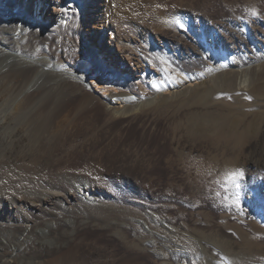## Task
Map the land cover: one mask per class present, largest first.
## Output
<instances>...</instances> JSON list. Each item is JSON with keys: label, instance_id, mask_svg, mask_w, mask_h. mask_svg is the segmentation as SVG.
<instances>
[{"label": "bare ground", "instance_id": "6f19581e", "mask_svg": "<svg viewBox=\"0 0 264 264\" xmlns=\"http://www.w3.org/2000/svg\"><path fill=\"white\" fill-rule=\"evenodd\" d=\"M82 1L85 0H0V264H139L137 253L147 250L162 257V264H180L176 256L190 251L196 263L202 240L219 246L235 264L246 261L249 251L236 250L230 238L216 228H194L200 236L199 241L187 238L186 244L192 242V246L175 244L179 230L171 213L160 217V213L130 200L137 197L135 193L144 194L142 187L147 189L148 183L142 179L152 164L147 145L148 132L154 126L152 119L144 125L137 141L124 136L125 127L152 107L158 95L193 86L206 74L212 88L222 86L217 71L236 64L233 55L242 56L248 66L246 71L242 68L238 83L247 87L253 78L249 74L251 63L264 57L259 49L264 44V27L235 20L207 24L203 29L211 36L210 43L218 41L223 32L233 37L238 47L223 45L217 55L212 54L206 73L195 70L184 74L178 67H168L166 55L160 50L157 53L152 44L157 36L166 46L165 52L171 46L179 47L175 35L178 30L184 31L182 27L190 20L183 6L172 11L175 20L168 23L164 21L171 17L165 15L168 7L158 5L162 0H116L115 7L110 1L107 9L111 16L103 15L100 26L108 24L110 28L105 32L111 34L118 50L140 64L145 60L153 62L155 54L151 57L142 44L150 46L153 53L160 55L164 77L155 76L144 84L148 79L142 75L136 86L126 80H110L105 85L94 79L93 73L74 70L81 58L66 59L59 40L45 36L50 25L40 20L52 13L51 3L59 2L61 8H51L61 11L56 19L71 29L84 17L80 13ZM160 20L164 21L163 29L158 26V30ZM173 24L180 27L170 34L166 26ZM140 35L144 42L136 39ZM65 40L75 43L70 38ZM201 40L205 48L199 51L207 57L210 45L205 38ZM251 47L258 52H248ZM90 84L96 89L91 90ZM117 122L118 127L113 126ZM123 182L131 191L126 202L121 203L118 197ZM169 236L174 242L168 240ZM107 237L110 241H105ZM247 240L245 237L243 242ZM176 245L180 249H174ZM202 250L204 253L207 249Z\"/></svg>", "mask_w": 264, "mask_h": 264}, {"label": "rangeland", "instance_id": "374dc122", "mask_svg": "<svg viewBox=\"0 0 264 264\" xmlns=\"http://www.w3.org/2000/svg\"><path fill=\"white\" fill-rule=\"evenodd\" d=\"M110 1L115 4L112 6H117L116 0L82 1L80 13L81 17H84L82 22L77 24L78 27L76 25L72 27L73 30L65 28V24H60V20L56 19L61 13L55 10L56 7L61 8L59 2L51 3L49 12L52 13L40 18L42 24L47 23L51 28L45 36L48 39L59 40L66 59L77 61L81 58L79 67L75 66L74 70L93 73L94 79L105 85L110 80H126L136 86L138 81L142 80L140 78L142 75L148 79L144 84H149L148 82L155 76L158 79L164 77L159 64L160 55L156 54L157 50L163 51V55H166V65L170 68L178 67L177 69L184 74L193 73L192 71L195 70L206 73L207 68L210 67L209 61L211 62L214 57L212 54L217 55L223 45L230 47L235 45L238 47V45L234 43L233 37L223 32H220L218 41L210 43L211 36L203 27L207 24L211 25V22H234L231 20L239 24L245 22L248 25L260 23L264 27V0H162L158 5L168 7L169 10L165 15L171 16L164 18V21L167 19L168 23L171 21L174 23L173 13L181 6L192 21L189 20L188 25L184 24L182 27L185 28L184 31L178 30L175 35L179 47L171 46L169 50L167 49L168 52H165L166 46L164 47V43L162 44L157 36L152 43L155 53L150 46L146 45L148 48H145L142 44L146 52L152 53L151 57L155 55L152 63L145 60L140 64L136 58L123 55L118 50L117 45L112 42L111 34L105 32L106 28H110L108 24L106 25V21L104 22L106 26L103 28L100 26L99 20H103V15L111 16L107 9V3ZM52 6L55 8H51ZM132 14L130 13L129 16L131 17ZM164 21L160 20L158 24H161H157L156 29L161 27ZM139 23L140 26L142 23ZM176 24L170 26L171 28L166 26V31L174 34V30L180 27ZM161 28L163 29V26ZM63 34L66 38H62ZM248 37L249 35L246 39H249ZM69 38L75 40L74 45L65 40ZM201 38H205L208 41L207 45H210L208 60L200 52V49L205 48ZM136 39L139 43L145 40L142 35L137 36ZM171 45H175L174 42ZM263 45L260 44L259 48L261 54H264ZM248 52L258 51L251 47ZM59 57L62 58V55ZM233 58H236V64L217 71L222 77V86L212 88L210 76L206 74L195 81L193 86L187 85L182 89H172L158 95L152 107L140 115L133 124L125 127L124 139L137 141L144 130V125L150 119L154 124L153 131L148 132L150 139L149 143L147 142L149 153L152 154V164L143 176L145 179H142L145 180V184L148 183L147 189L142 187L144 194L139 196L135 193L137 197L130 200H137V203L140 202L156 214L160 213L158 214L160 217L171 213L175 220L174 224H177L180 232L177 233L179 238H176V241H179L175 244L192 246V242L186 244L187 238L199 241L200 236L194 228H216L225 233L228 239L230 238L236 250L246 248L249 251L250 256L246 254L247 260H243L241 264H264V57L261 61L251 63L249 74L253 78L252 83L247 87H240L238 83L242 68L246 71L248 66L244 64L242 56L233 55ZM172 73L174 75V72ZM103 78L106 81H103ZM163 81H166V78ZM90 86L91 90L96 89L94 84ZM146 87L150 88V85ZM96 114L99 115L100 110H97ZM118 125L119 122L113 126L118 127ZM136 169L139 173L140 169L138 167ZM130 172L133 170L131 169ZM124 173L126 172L122 174ZM143 181L140 183L146 186ZM120 188L123 190L118 200L124 203L131 188L124 182ZM234 226H237L236 230ZM245 237L248 240L243 242ZM107 239L110 241L108 237L105 241ZM168 240L174 242L172 236H169ZM205 241L198 243L201 252L199 251L196 256L201 263L194 257L195 263L192 259L195 254L190 255L191 252L185 250L186 253H179L176 259L180 258V264L198 262V264H235L232 257L224 253L223 249ZM175 247L178 246H174V249ZM202 248L207 250L203 253ZM143 253L139 252L136 255L139 264H162L163 259L158 257V254L148 250Z\"/></svg>", "mask_w": 264, "mask_h": 264}]
</instances>
